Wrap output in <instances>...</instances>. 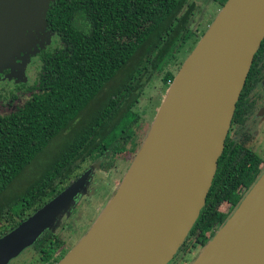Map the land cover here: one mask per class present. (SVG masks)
I'll return each mask as SVG.
<instances>
[{"label":"water","instance_id":"obj_1","mask_svg":"<svg viewBox=\"0 0 264 264\" xmlns=\"http://www.w3.org/2000/svg\"><path fill=\"white\" fill-rule=\"evenodd\" d=\"M50 1L0 0V68H10L16 78H21L28 55L49 41L45 15ZM263 38L264 0L223 3L169 84L115 191L56 264H168L204 205L235 104ZM205 55L206 72L192 82L194 96L175 120V96L181 86L190 85L192 67ZM17 59L21 64H13ZM91 170L89 166L0 236V264L19 257L70 213ZM191 264H264V170Z\"/></svg>","mask_w":264,"mask_h":264},{"label":"trees","instance_id":"obj_2","mask_svg":"<svg viewBox=\"0 0 264 264\" xmlns=\"http://www.w3.org/2000/svg\"><path fill=\"white\" fill-rule=\"evenodd\" d=\"M211 1L221 7L226 0ZM190 6L187 0L50 1L45 15L46 30L50 32L49 39L59 45L39 53L41 64L36 78L20 91L27 93V98L14 111L0 115V194L52 138L59 134L66 138L62 131L67 128L68 138L46 169L14 196L10 204L13 206L0 209V236L66 186L82 162L92 161L106 149L104 157L108 159L116 158L123 151L130 138V128L121 123L125 118L134 120L135 113L124 110L116 123L109 124L119 113L123 98L134 92V84L142 73L161 71L163 60L171 56L175 41L185 42L193 34L188 29ZM148 12L158 17L141 27ZM174 28L175 35L172 34ZM106 35L117 41L131 36L133 41L118 49L110 59L106 52ZM193 41H196L194 37ZM139 50L143 52L134 73L131 74V70L85 120L82 113L91 100ZM172 79L168 70L161 76L165 86ZM138 95L139 92L133 98ZM124 129L127 130L125 141L122 139L125 134L118 135ZM258 163L255 155L243 148L233 150L224 141L204 205L180 250L191 237L190 249L205 245L264 170ZM221 203L228 204L227 211L219 210ZM87 206L92 207L89 202L84 207ZM92 220L79 218L78 223L76 220L64 222L56 231L45 230L26 251H34L42 264H56L84 235Z\"/></svg>","mask_w":264,"mask_h":264},{"label":"rangeland","instance_id":"obj_3","mask_svg":"<svg viewBox=\"0 0 264 264\" xmlns=\"http://www.w3.org/2000/svg\"><path fill=\"white\" fill-rule=\"evenodd\" d=\"M187 1L191 5L190 6L191 14L189 15L188 29H190L193 34H191L185 40V42H182L179 39H177L175 41V45L170 50L171 56H168L166 57V59L163 60L164 65L161 67V71H152V72L147 71L146 73L143 72L141 75L142 78L139 80L136 87V89H140L141 93L138 97V101L133 106V109L141 113L144 112L143 118L147 120L149 126L151 125L152 121L155 119L158 110L160 109L164 101V98L166 96L168 86L171 83V81H169L168 86H165L161 81L162 74L164 73V71L168 70L172 73L173 78L175 77L182 63L189 55L190 51L195 47L196 43L204 34L207 27L212 22V20L214 19V17L216 16L217 12L220 9V6L212 2L211 0H187ZM156 17H158V15L155 13H149V12L146 13L142 20L141 27H145L148 23L152 22ZM176 33L177 30L176 28H174L172 34L175 35ZM193 37L196 39L195 42L193 41ZM106 38H107L106 52L110 59H113L115 57L116 51L118 49H121L124 45H127L133 41V38L131 36L122 37L118 41L116 40L115 37H112L110 35H106ZM51 39H49L48 43H44L43 47H39V48L51 50L55 46L59 45L57 41ZM37 51H38V47L36 50L30 53L28 55V58L25 60L24 62L25 64L23 65V68L21 70L22 76L20 80H16L14 82L11 79H5V78H2L0 80V115L14 110L17 106H20L27 98L28 96L27 93L21 94L15 89V87H20L21 89H23L26 86L31 85V83L36 78V74L40 66V61L37 59L36 56H34L37 53ZM142 52L140 53V50L136 51L133 54V56L127 61L124 68L116 72V75L104 85L103 89L96 95V97L91 102L92 107H88L83 112L84 113L83 118L85 120L88 119L90 114L95 109L93 107L101 104L100 101L104 97V95H106L108 92L113 93L117 89L121 81L125 77L126 78L128 77L129 72L131 70H132L131 74L134 73L136 62L138 61ZM13 64H19V63L15 62ZM146 74L147 75L150 74L149 75L150 77L147 79L145 78ZM133 77L134 74L132 75V79ZM124 120H128V119L125 118ZM147 132L148 129L146 131V134ZM66 138H68V134L66 135ZM66 138H64L61 134H59V136L57 137L52 138L48 142L49 144L46 145L45 148L40 153H38L30 161L28 165H26L23 168V170L18 174V176L9 184L7 189L2 194H0V209L2 207L11 208L13 206L10 204L12 203L14 196L21 193L46 169L48 164L54 159L58 150L64 144L63 141L66 140ZM128 161L129 160H127L126 162ZM124 167H125L124 164L121 167H119V170L117 167V169L111 175L112 180L114 181L117 180L116 183L117 185L119 184L122 175H124V170H123ZM120 172H122L121 175ZM104 175L105 174L101 172L100 179H104L103 177ZM98 176L99 173L98 175L95 174L92 180L96 179V177ZM99 181L100 180L95 181V183L98 182L95 192L93 193L92 191V194H90V189L88 187L86 194L80 197V200H78L75 207L73 206V208L70 209V214L68 215V217H66L67 215L65 214L62 215L58 220V222L56 223L54 229L51 231H56L55 229L62 226L64 222L67 224L73 220H76L78 223L79 218H83V221H87L88 217L90 219L93 218V220L95 219V217L101 211V209L103 208L104 204L107 201V198L105 199L104 197L105 193L103 192L104 190L103 185ZM111 195L108 194L106 195V197L109 198L111 197ZM99 199L102 200L105 199V200L101 204V201H99ZM86 202H89L92 207L87 206V208H85L84 206ZM91 209H93L92 212ZM227 209H228V204L226 203L220 204L219 206L220 211L224 212L227 211ZM64 216L66 218H64ZM82 228L84 230L85 225H83ZM82 236L83 235H81L76 240V242ZM190 241H193V237H191L187 241L186 246H184L181 250L180 249L177 250V252L168 262V264H191L193 262V260L197 257V255L201 251V248L195 246L190 249V244H189ZM69 249L67 250V252L69 251ZM9 264H42V263L39 260L38 255L34 251H26V252L24 251L17 259H14L11 262H9Z\"/></svg>","mask_w":264,"mask_h":264},{"label":"flooded vegetation","instance_id":"obj_4","mask_svg":"<svg viewBox=\"0 0 264 264\" xmlns=\"http://www.w3.org/2000/svg\"><path fill=\"white\" fill-rule=\"evenodd\" d=\"M44 43L45 41L42 42V47ZM37 47H38V51L34 56H36L37 59L40 61L38 57L39 53L45 49L44 48L40 49L39 46ZM15 62L21 64L20 60L18 59L15 60ZM24 64L25 63L23 62V65ZM23 65H21L22 68ZM9 71L10 68L6 66L0 68V80L2 78H5V79H11L14 82L16 80L21 79V78H16L13 75H10ZM141 78L142 77H140V79ZM145 78L147 79V77ZM139 80L134 84V92H131L127 97L123 98L122 103L120 104L119 113H117V115L114 117V119H112V121L109 124L110 126L113 121L114 123H116L117 120L120 119V114L122 111L131 110L136 115L134 120H130V121L124 120L121 123L123 127L130 128L128 129L130 130V138L125 142L123 151H120L117 154L116 158L108 159L107 157H104V155L108 152V149H106L105 151H102L100 153V156L94 157L92 161L87 160L81 163V166L78 168L75 177H73L70 180V182L74 180L84 170H86L89 166L92 167V170L90 173V178L87 180V183L85 185V191L84 193L77 195L78 199L75 201V205L77 204L78 200H80V197L86 194L88 187L90 189V194H92V191L93 193L95 192L98 183V182L95 183L96 180H100L99 182H101V184L103 185L104 188L103 192L105 193L104 195L105 199L106 198L108 199L106 195L113 194L117 186L116 184L117 180L115 181L112 180L111 175L114 173L117 167L119 170V167H121L123 164L125 166L123 169L125 172V169H127L126 167H128V165L130 164L131 160L135 155V152L139 148L146 134L147 129H149L147 120L143 118L144 112L141 113L133 109V106L138 101V97L141 93L140 89H136ZM15 89L18 92L22 90L20 87H15ZM137 92H139V95L136 98H133V96L136 95ZM107 95H111V93L108 92L106 95H104V97L101 99L100 102H102V100ZM92 101L93 99L91 100V102ZM91 102L88 105V107H92ZM98 106L99 105H96L93 108L96 109L98 108ZM83 115L84 113H82V116ZM68 131L69 130L67 128L62 131V134L66 136L68 134ZM122 134H125V137L122 138L125 141L127 138L126 136L127 130L124 129V131H122L118 135H122ZM224 141H226L227 144L230 145V148H232L233 150L234 149L240 150L243 148L244 151H247L250 154L255 155L259 159L258 165L264 166V38L262 39L257 51L253 56L250 68L248 70L244 84L242 86L237 102L235 104V109ZM120 143L122 144L123 142L121 141ZM103 158L106 159L104 160ZM127 160L129 161L126 162ZM101 172L105 174L103 176L104 179H100ZM98 173L99 176L96 177V179L92 180L94 175L95 174L98 175ZM121 173L122 172H120V175ZM105 199L103 200L99 199V201H101V204Z\"/></svg>","mask_w":264,"mask_h":264},{"label":"bare ground","instance_id":"obj_5","mask_svg":"<svg viewBox=\"0 0 264 264\" xmlns=\"http://www.w3.org/2000/svg\"><path fill=\"white\" fill-rule=\"evenodd\" d=\"M209 55H205L202 61L198 64H194L192 67V74L189 75V83L190 85H185L184 88L181 86V89L178 91L177 95L175 96V102L177 104V107H175V113L177 116H175V120L180 118L182 116L181 112L184 107H186L189 103L192 97L194 96V92L192 91V82L199 76H203V74L206 72V61ZM191 66H189V69ZM186 109V108H185ZM192 137V131L188 132L185 137V143L184 147L182 148V153H186L187 148L189 146L190 140ZM182 160L184 157L182 156ZM179 165L177 164L173 169L175 172L179 169Z\"/></svg>","mask_w":264,"mask_h":264}]
</instances>
